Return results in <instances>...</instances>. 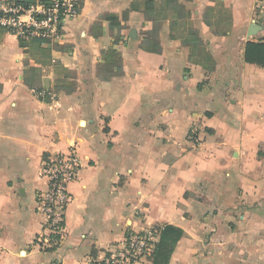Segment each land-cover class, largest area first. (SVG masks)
<instances>
[{"label": "crops", "instance_id": "0c3cea01", "mask_svg": "<svg viewBox=\"0 0 264 264\" xmlns=\"http://www.w3.org/2000/svg\"><path fill=\"white\" fill-rule=\"evenodd\" d=\"M221 1L233 17L226 35L203 20L216 2L187 3L212 69L190 61L168 20L162 52L141 48L153 23L133 0H83L48 50L0 28V264H86L129 231L168 224L184 231L169 264H264V122L244 127L264 106V69L244 61L246 41L264 38V0ZM128 10L123 72L102 80L116 29L104 21L94 38L92 27ZM253 24L263 29L249 36ZM73 81L76 91L62 89ZM47 92L50 101L39 98ZM72 148L80 170L54 249L37 210L48 189L41 168L45 153Z\"/></svg>", "mask_w": 264, "mask_h": 264}, {"label": "built area", "instance_id": "2783aa9c", "mask_svg": "<svg viewBox=\"0 0 264 264\" xmlns=\"http://www.w3.org/2000/svg\"><path fill=\"white\" fill-rule=\"evenodd\" d=\"M83 0H40L25 4L0 0V28L15 35L25 46L34 39L43 47L53 48L66 36L65 22L81 12ZM193 139V132L190 133ZM80 159L76 149L44 160L41 176L48 189L38 194L37 210L46 220L51 235L62 236L64 211L70 199L68 184L79 173ZM163 226L129 231L123 242L109 245L88 258L86 264H152Z\"/></svg>", "mask_w": 264, "mask_h": 264}, {"label": "trees", "instance_id": "16d2710c", "mask_svg": "<svg viewBox=\"0 0 264 264\" xmlns=\"http://www.w3.org/2000/svg\"><path fill=\"white\" fill-rule=\"evenodd\" d=\"M16 1L25 4L34 3L32 2L33 0H30L29 2L23 0ZM184 1L185 3L182 0H133V7L141 11L147 21L153 23V28L144 33L146 37H144L141 42V48L155 53L162 52L159 36V23L161 21L168 20L170 21L171 37L180 39L182 43L189 48L190 61L200 64L206 69H212L215 65V61L210 53L206 50L200 33L193 24L192 10L187 5V3L194 2L195 0ZM212 1L216 2V5L206 7L203 14V20L215 35H226L231 30L233 22L232 13L230 9L225 6L223 1ZM216 6H219L222 10L220 13L223 11L228 12V17L225 20L222 19L221 16L217 15ZM128 15L129 10L124 12L122 19L117 14L104 13L99 17L92 27V36L94 38H97L102 33V25L104 21H109L116 29V33L112 39L111 45L106 51H102L103 61H100L99 63L100 67H104L109 61H112L111 63L113 69L109 70L107 72L108 74H101V72L98 71V75L102 80H109L112 76L120 75L123 72L122 57L119 55V50L123 38L121 32L123 29L127 28V25L123 24L122 21H126L128 19ZM29 44L41 46L40 41L37 39L30 41L28 45ZM43 49L48 50L50 48L43 47ZM244 61L264 69V38L246 41L244 49ZM62 89H64L66 92L72 93L77 89V82L73 81L67 86L64 85L62 86ZM50 93L51 92H47L45 96L39 95V98L45 101H50ZM49 157H51L49 153L44 154V160H48ZM183 236V229L170 224L166 225L162 230L161 238L157 244L152 264H169L172 253L174 252L179 240ZM51 239L54 243L52 248L55 249L58 244L57 242L61 239V235L53 234L51 235Z\"/></svg>", "mask_w": 264, "mask_h": 264}, {"label": "rangeland", "instance_id": "374dc122", "mask_svg": "<svg viewBox=\"0 0 264 264\" xmlns=\"http://www.w3.org/2000/svg\"><path fill=\"white\" fill-rule=\"evenodd\" d=\"M216 7H217V10H216L217 15L221 16V18L225 20L228 17V12L223 11L222 13H220V11L222 10L220 9L219 6H216ZM207 82L208 80L205 81V83ZM263 96L264 95L260 97H263ZM261 122H264V106L263 107L256 106L249 111L247 119L245 118V121H244V127L248 130V132L249 131L252 132V130L256 129V127H258V125L261 124ZM210 232L213 233L214 230L210 229Z\"/></svg>", "mask_w": 264, "mask_h": 264}, {"label": "water", "instance_id": "95a60500", "mask_svg": "<svg viewBox=\"0 0 264 264\" xmlns=\"http://www.w3.org/2000/svg\"><path fill=\"white\" fill-rule=\"evenodd\" d=\"M263 27L261 25L258 24H253L251 25V30L249 31V36H254L258 33L259 30H262ZM131 36L135 37V30L131 31Z\"/></svg>", "mask_w": 264, "mask_h": 264}]
</instances>
